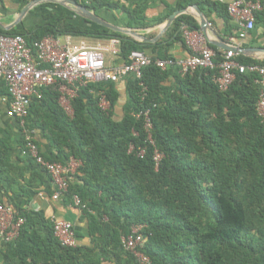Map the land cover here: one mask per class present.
Returning a JSON list of instances; mask_svg holds the SVG:
<instances>
[{
    "label": "trees",
    "instance_id": "16d2710c",
    "mask_svg": "<svg viewBox=\"0 0 264 264\" xmlns=\"http://www.w3.org/2000/svg\"><path fill=\"white\" fill-rule=\"evenodd\" d=\"M144 1L132 9L109 0L79 2L94 12L121 10L129 21L128 28H147ZM190 5L215 12L224 22L225 37L237 36L227 4L179 0L176 8ZM182 25L198 29L192 18L182 15L166 35L165 45L160 41L148 46L103 27L80 25L63 12L47 15L36 30L20 35L32 45L45 37L104 34L120 39L119 58L124 63L132 51L151 48L157 52L173 43L189 50ZM259 28L264 29V3L255 14L249 34L256 35ZM209 47L218 63L221 53ZM150 58L153 62L174 59L160 52ZM237 61L264 65V60L243 55ZM216 72L199 70L181 77L174 67L162 71L151 64L143 71L148 87L144 102L137 81L125 76L120 79L125 81L126 93L120 118L115 114L120 81L91 83L81 89L70 100L72 116L62 108L57 87L46 89L42 99L32 100L28 126L49 136L48 153L42 156L63 165L70 158L81 162L60 202L72 204L77 195L85 205L80 219L87 225L89 245H61L54 236L51 219L44 213L8 202L6 205L24 223L14 242H2L0 264H139L121 245V238L129 235L134 225L144 226L145 242L140 251L150 264H264V125L256 114L259 77L237 74L233 84L222 92L213 83ZM170 78L174 86L164 87ZM98 91L109 102L107 113L98 105ZM146 107L151 113L155 147L164 155L157 170L151 147L147 146L142 159L128 152L132 142L139 145L145 139L142 124L133 114ZM133 132L138 133L137 138ZM4 156L0 152L1 171ZM24 159L32 169L31 183L41 179L51 197L49 175L30 158Z\"/></svg>",
    "mask_w": 264,
    "mask_h": 264
},
{
    "label": "built area",
    "instance_id": "2783aa9c",
    "mask_svg": "<svg viewBox=\"0 0 264 264\" xmlns=\"http://www.w3.org/2000/svg\"><path fill=\"white\" fill-rule=\"evenodd\" d=\"M89 4L92 0H81ZM261 0H233L227 4V12L237 28V36L230 38L232 47L236 41L244 40L255 25V14L262 10ZM192 31L182 25L181 32L185 43L194 51L193 54L168 60H153L141 51H132L126 62L121 66L107 65L108 56L119 58L120 39L110 38L107 45L97 43L88 45L81 40L75 44L70 36H66L64 44L57 38L45 37L28 45L20 34L0 33V81L3 82L6 96L2 101L8 106L9 112L17 120L23 138L21 155L30 158L40 169L50 177L53 186L51 200L60 202L68 192L70 182L81 162L70 158L65 164L49 162L41 154L35 140V130L27 123L28 109L32 100H40L46 89L57 87L60 94V104L63 99L69 101L89 84L105 82L118 83L125 76H133L138 83L141 101L147 98L148 87L143 82V71L154 64L158 69L166 71L174 67L181 77L191 75L199 70L217 71L213 83L222 92L226 91L235 81L237 74H251L259 77L256 81L260 85L259 97L256 103V114L264 125V65H242L237 61L241 55L233 48L221 53V60L216 63L215 52L202 45L203 38L198 33L195 38H188ZM98 105L103 112L109 111V102L102 91L96 92ZM141 122L145 133L142 144L129 145V153H134L142 159L146 155L147 146L153 149L152 160L155 170L158 169L164 155L155 147L152 137L153 122L149 108H143L133 114ZM135 138L137 132H133ZM72 205L79 210L85 205L77 195L72 198ZM24 219L17 218L13 208L0 204V241L12 243L19 236L20 227ZM55 238L67 248H76L77 239L74 225L64 219L52 218ZM144 226L134 225L130 234L121 238L122 248L131 253L139 264H150L149 258L140 251L144 246Z\"/></svg>",
    "mask_w": 264,
    "mask_h": 264
},
{
    "label": "crops",
    "instance_id": "0c3cea01",
    "mask_svg": "<svg viewBox=\"0 0 264 264\" xmlns=\"http://www.w3.org/2000/svg\"><path fill=\"white\" fill-rule=\"evenodd\" d=\"M79 5L83 6L80 2L81 0H75ZM80 1V2H79ZM110 2L119 3L126 8H135L142 0H109ZM179 0H145L143 6L144 12V23L148 24L147 28H128L127 23H129L125 14L121 10L117 11H107L99 10L93 12L103 21L109 23L112 26H115L120 29H132L136 34L142 36L143 38L154 40V43L144 44L138 42L136 39L129 37L133 41L140 43L141 45L153 46L162 42L161 45L167 43L166 35L169 31L174 28L175 21L182 15L189 16L192 18L197 26V30L189 31L190 35L187 39L195 38V34L198 33L203 38L202 45L215 47L220 53L229 49L232 43L229 41L224 34V22L220 19L215 12L209 11L208 8L205 10H200L196 5H190L187 8V13L178 16L172 24L164 30V22L166 19L171 16L175 11L182 10L177 9L176 5ZM211 2H219L222 4H229L233 0H209ZM264 3V0H261ZM193 6L196 7L207 19L208 22V31L206 36L202 34L199 30V21L198 13L193 9ZM85 7V6H83ZM65 12L66 14L73 16L74 21L80 25L87 27H103L95 23L86 21L84 18L78 16L71 8L66 0H0V31L4 33L14 34H27L36 30L37 26L44 23L46 16L49 14L59 15ZM96 25V26H95ZM182 27V26H181ZM188 27V26H187ZM105 28V27H103ZM107 29V28H105ZM111 32H114L110 29H107ZM181 30V28H180ZM117 33V32H115ZM123 35V34H122ZM70 36L72 42L77 44L81 40L85 41L88 45H95L100 43L102 45H107L109 37L102 35L93 36ZM66 36H60L57 40L60 44H64ZM126 36V35H125ZM215 41L218 43L219 47L213 46L209 41ZM234 46L240 48L244 51L241 53L244 57L264 60V55H257L256 53L252 55V52L249 49L254 48H264V29L259 28L256 32V35L251 36L250 34L242 41H236L233 43ZM189 50H185L180 43H173L167 49H160L157 52H154L153 49H145V54L150 57V55H157L160 53H167L169 56H172L174 59H179L187 57L194 53L191 47H188ZM123 62L120 58H112L108 56L107 65L109 66H121ZM164 87H173L174 79L170 78L163 83ZM118 92L120 93V100L118 107L116 109V116L122 117V108L126 102V93H125V81L122 79L118 85ZM6 90L2 81H0V152H4L6 156L2 158L5 162L4 166L1 168L4 171L3 174H0V203L5 205L8 202L23 208L28 211L42 212L44 215L49 218H59L69 221L74 225L75 231H77L79 237L76 236L78 246H87L89 245V238L87 236V225L81 220V210L75 208L72 204L64 205L62 202H54L51 200L50 195L47 193L46 184L42 182L41 179H34V182L31 183L32 178V169L30 166L25 163L24 156L21 155V145H23V138L21 131L19 129L17 120L9 112L8 106L2 101L6 96ZM66 112V111H65ZM72 116V114H68ZM30 127V126H29ZM31 128V127H30ZM33 129V128H32ZM35 130V140L39 147L41 154H47L49 150V136L43 134L39 130ZM3 156V155H2ZM25 160V161H24ZM25 163V164H24ZM0 170V173L2 172ZM3 247V243L0 241V250Z\"/></svg>",
    "mask_w": 264,
    "mask_h": 264
},
{
    "label": "water",
    "instance_id": "95a60500",
    "mask_svg": "<svg viewBox=\"0 0 264 264\" xmlns=\"http://www.w3.org/2000/svg\"><path fill=\"white\" fill-rule=\"evenodd\" d=\"M67 4L73 8V11L80 17L84 18L86 21L95 23L97 25L103 26L107 29H110L114 32L132 37L134 39H136L138 42L140 43H144V44H151L154 43V40H149L146 38H143L142 36H139L138 34L135 33V31H133L132 29H120L117 28L115 26L110 25L109 23L103 21L101 18H99L97 15H95L93 12L89 11L86 7H83L81 5H79L75 0H66ZM193 9L198 13V21H199V30L202 34H204L206 36L207 31H208V22L206 17L196 8L193 6ZM187 13V9H182V10H178L175 11L171 16H169L166 21L163 23L164 24V30L163 33L166 31V29L172 24V22L180 15ZM209 43L213 46L219 47L218 43L215 41H209ZM233 48L236 52H240V53H244L243 50H241L238 47H232L230 45L229 49ZM227 49V50H229ZM250 52H252V55H254L255 53L257 55H264V48H254V49H249Z\"/></svg>",
    "mask_w": 264,
    "mask_h": 264
},
{
    "label": "rangeland",
    "instance_id": "374dc122",
    "mask_svg": "<svg viewBox=\"0 0 264 264\" xmlns=\"http://www.w3.org/2000/svg\"><path fill=\"white\" fill-rule=\"evenodd\" d=\"M63 40H62V38L60 39V43L62 42ZM61 106H62V108L66 111V113H68V114H72V109H71V107H70V104H69V101H67L66 99H63L62 101H61Z\"/></svg>",
    "mask_w": 264,
    "mask_h": 264
}]
</instances>
